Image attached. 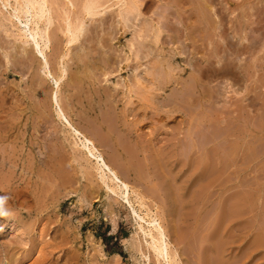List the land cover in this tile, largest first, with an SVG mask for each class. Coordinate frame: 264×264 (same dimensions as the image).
<instances>
[{
  "label": "rangeland",
  "instance_id": "1",
  "mask_svg": "<svg viewBox=\"0 0 264 264\" xmlns=\"http://www.w3.org/2000/svg\"><path fill=\"white\" fill-rule=\"evenodd\" d=\"M80 1L50 0L51 46L63 45L66 18H83ZM100 1L110 5L105 14L89 18L82 37L70 44L59 91L69 117L81 128L97 116L116 125L119 146L127 152L125 160H116L122 178L144 195L178 264H264V136L248 142L247 135V145L235 154L232 122L240 111L239 116L251 118L245 119V130L264 126V0ZM15 2L0 0V88L8 91L0 107V176L5 175L0 177V264H164L139 228L132 210H138L137 202L131 206L112 194L110 182L57 119L54 83L38 73L37 58L30 63L31 51L20 50L30 36L18 33L32 25L29 14H14ZM124 5L136 7L128 12L129 28L120 34L115 15ZM140 19L143 33L150 26L153 32L142 44L134 40L130 51ZM243 35L247 49L240 59L231 54V41L236 44ZM78 51L84 60L75 69L71 60ZM69 77L72 87L66 84Z\"/></svg>",
  "mask_w": 264,
  "mask_h": 264
},
{
  "label": "bare ground",
  "instance_id": "2",
  "mask_svg": "<svg viewBox=\"0 0 264 264\" xmlns=\"http://www.w3.org/2000/svg\"><path fill=\"white\" fill-rule=\"evenodd\" d=\"M16 2L14 3L15 5H12L13 6V9L16 11V13H14L15 15L18 16V18L20 17V14H24L27 15L29 14L30 15V22H31V28L27 30H23L18 33V36H27L26 38H28L30 36V38L32 39L33 41V44H28V41H30V38H28L29 40H26L25 38V44L21 45L20 46V50L21 52L23 53H27L28 51L32 52V57L30 59V63L33 64V61L37 58V64L35 65L36 67L39 68V71L38 73H41L42 75L46 76L47 78H49L51 80L52 83H54V89L51 91V101L54 103V109H55V113H56V116H57V119H60L61 122L63 123L64 127L67 129L65 131H68L72 137H73V141L74 143L79 144L82 149L84 150V153L90 158L93 160V163H94V169L97 170V173L99 172L100 173V176L102 178H105V180L107 179L109 182H110V185H106L108 187L109 190L112 191V194H115L117 193L116 196H119V197H122L124 198L127 203H129L131 206H132V203H133V200H135L137 202V208L138 210H136L133 206H132V210L133 212H135V214H137V217L140 219L141 223L139 221H137V223L139 222V228L142 230V234H146L148 235V241H147V244H148V247L151 249V251L153 252L152 254H154V256L156 257V259H162L163 260V263L164 264H178V259H177V253L175 250H173L170 245H169V242L167 240V236L164 232V229L160 223V221L157 219V217L155 216H152L151 214V210L147 207H145L144 205V201L142 199L143 196H141L142 194H140L141 192L138 193L139 190L137 189H134L130 186L129 183H127L122 177V174H121V169L118 168L117 165V162L116 160H119L121 161V159H126L127 158V152L124 148L120 147L119 146V138L116 134V132H114V127H111L109 126L105 120H103L101 117H95L94 115V119L93 121H91V117H90V121H89V127L86 128H81L79 126H77L76 124H74V122L72 121V119L69 117L68 115V111L66 110V106L65 104H62L59 100V91H60V85H61V82L63 80V78L66 76L67 74V68H66V62H67V59H68V54L70 53L69 52V49L70 47L73 48L70 44L71 42H74L76 40H78L79 37H82L83 35V32L85 31V28H87V20L89 18H93L94 16H101L103 13L105 14V8L107 6H110V5H106L105 7L103 6L104 3L106 2H103V1H100V0H82L80 1L81 2V11L82 12V15H83V18L81 16V18H79L76 22L74 21H70L68 18L65 19V25H64V28H63V33L66 34V38L64 40V43L62 46H59L58 45H53L51 46V35H50V30H49V26L50 24H52V21H53V17H54V14L52 13V5H51V2L50 0H15ZM72 1V0H71ZM6 2V1H5ZM4 2V3H5ZM8 2V1H7ZM116 3L119 2V0H116L115 1ZM122 2V1H121ZM133 2V1H132ZM136 2V1H135ZM11 3V2H9ZM53 3V2H52ZM120 3V2H119ZM71 4V3H70ZM107 4V3H106ZM122 4V3H121ZM9 6V5H8ZM72 6V5H71ZM136 7V5H134ZM133 6V7H134ZM118 7V6H117ZM131 6L128 7V5H124V7L120 8L117 10L116 12V19H115V23H116V26L119 28L118 30H120V34H123L127 28H129V24H128V20H131L130 19V16L128 14V12H132L134 11L133 10V7L130 8ZM10 8H11V5H10ZM139 8V7H138ZM12 9V11H13ZM107 9V8H106ZM135 9V8H134ZM137 9V8H136ZM135 9V10H136ZM10 11V13L12 12ZM141 13V12H140ZM13 14V15H14ZM53 14V16H52ZM143 15V14H142ZM141 15V16H142ZM10 16V15H9ZM23 16V15H22ZM69 16V15H68ZM114 16V17H115ZM140 15L139 14H136L134 15V21L135 20H138V17ZM15 17V16H14ZM78 17V16H77ZM210 17V16H209ZM17 18V19H18ZM24 19V18H23ZM64 19V18H63ZM71 19V18H70ZM101 17H99V19L97 18L96 20L100 21ZM22 20V19H21ZM25 20V19H24ZM102 20V19H101ZM140 19V23L137 25V28L134 29V32H133V35L132 37L129 39V49L130 51L133 49V45H134V40L137 39L138 43L139 44H142L144 40H147L150 38V34L153 32V28L150 26L148 27L149 29L147 30L146 33H143V21ZM209 20V19H208ZM212 20V19H211ZM29 21V20H28ZM93 21V20H92ZM95 21V20H94ZM133 21V20H132ZM147 21V20H145ZM23 22V21H22ZM26 22V20H25ZM89 22V21H88ZM148 22V21H147ZM200 22V21H199ZM40 23H42V25L40 26ZM101 24V22H99ZM135 23V22H133ZM137 23V22H136ZM212 23V22H211ZM21 24V23H20ZM23 24V23H22ZM29 24V23H28ZM213 24V23H212ZM252 24V23H251ZM14 25V23L12 24ZM16 25V24H15ZM147 25V24H146ZM149 25V24H148ZM202 25V24H201ZM18 27V25H16ZM86 26V27H85ZM211 26V25H210ZM15 27V28H17ZM30 27V26H29ZM132 27V26H130ZM217 27V26H216ZM20 26L18 27V31L21 30L19 29ZM51 28V27H50ZM161 28V27H160ZM250 28V27H249ZM25 29V28H24ZM156 29V28H155ZM252 29V27H251ZM16 30V29H15ZM93 30V29H92ZM117 30V31H118ZM157 30L159 31L160 29L157 28ZM200 30V29H199ZM206 30V29H204ZM10 32L11 34V30L8 29L7 32ZM158 31L156 33V35L158 34ZM203 31V30H201ZM17 32V30H16ZM249 33V32H248ZM8 34V33H7ZM17 34V33H16ZM23 34V35H22ZM82 34V35H81ZM88 34V33H87ZM97 34V33H96ZM203 34V33H202ZM29 35V36H28ZM81 35V36H80ZM112 35V34H111ZM152 35V34H151ZM14 36V35H13ZM189 36V35H188ZM232 36V35H231ZM253 36V35H252ZM53 37V36H52ZM233 37V36H232ZM57 38V37H56ZM156 38V37H155ZM23 39V41H24ZM115 39V38H114ZM202 39V38H201ZM233 39V38H232ZM248 38L246 37V35H243V36H240L239 40L237 43H239L242 47L239 46H235L236 44L233 43V41H231V45L232 47L234 46L233 49H231V54L233 53L234 56L236 57H239L240 59H243L242 58V52H244L245 50L244 49H247L245 45H243L244 43V40ZM19 40V39H18ZM22 40V38H21ZM53 40V39H52ZM101 40L100 37L98 39V41ZM200 40V39H198ZM22 41V42H23ZM80 41V40H79ZM106 41V40H105ZM205 41V40H204ZM246 41V40H245ZM16 42V41H15ZM20 42V40H19ZM61 42V41H60ZM100 42V41H99ZM248 42V41H247ZM253 43V41H251ZM31 43V42H30ZM53 43V42H52ZM102 43V42H101ZM209 43V41L207 42ZM249 43V42H248ZM246 43V44H248ZM54 44V43H53ZM80 44V43H79ZM234 44V45H233ZM254 44V43H253ZM2 45V44H1ZM74 45V44H73ZM103 45V44H102ZM136 45V44H135ZM16 46V45H15ZM28 46V47H27ZM230 46V45H229ZM80 47V45H79ZM194 47V46H193ZM249 47V46H248ZM17 48V47H15ZM81 48V47H80ZM135 48V47H134ZM140 48V47H139ZM250 48V47H249ZM84 49V48H83ZM141 49V48H140ZM144 49V48H143ZM47 50H51L50 51V55H52L51 59L47 56ZM89 50V48H88ZM97 50V49H96ZM135 50V49H134ZM77 51V50H76ZM108 51V50H107ZM129 51V50H128ZM129 51V53H130ZM147 51V49H146ZM218 51V50H217ZM247 51V50H246ZM83 52V51H82ZM140 52V51H139ZM137 50L135 52V58L138 57V53H139ZM49 53V52H48ZM72 53V52H71ZM81 52H75V55H74V59L71 60V63L73 62L75 64V69L79 67V60H84V56H83V53ZM173 53V52H172ZM215 53V52H214ZM74 54V53H73ZM145 54V53H144ZM143 54V55H144ZM175 54V53H174ZM8 55V54H7ZM6 55V57H7ZM70 55V54H69ZM127 55V54H126ZM26 56V55H25ZM36 56V57H35ZM82 56V59L81 57ZM109 56V55H108ZM128 56V55H127ZM125 56V57H127ZM144 56H147V52ZM214 56V55H213ZM211 56V57H213ZM129 57H131L129 55ZM173 57V56H172ZM209 57V59L211 58ZM236 57V58H237ZM13 58V57H12ZM116 58V57H115ZM216 58V57H215ZM238 58V59H239ZM246 58V57H245ZM128 59V57L126 58ZM125 59V60H126ZM212 59V58H211ZM237 59V60H238ZM130 60V58H129ZM50 61L55 65L52 67L50 66ZM106 61V60H104ZM108 61V60H107ZM106 61V62H107ZM118 61V60H117ZM213 61V60H211ZM223 61V60H222ZM100 61L96 62L97 65H101L102 63H99ZM231 62V61H230ZM236 62V61H235ZM8 63V62H7ZM127 63V61H126ZM204 63V62H203ZM238 63V61H237ZM94 64V63H93ZM206 64V63H205ZM211 64V63H210ZM225 64V62H224ZM199 65V64H198ZM235 65H233V63H231V68H233ZM236 66H239V65H236ZM30 67V66H29ZM28 67V68H29ZM134 67V66H133ZM35 68V67H34ZM37 68V70H38ZM226 68V67H225ZM36 69V68H35ZM103 69V68H101ZM204 69V68H203ZM234 69V68H233ZM69 71V70H68ZM107 71V70H105ZM203 71V70H202ZM214 71V70H213ZM233 71V70H231ZM257 71V70H256ZM13 73H19L20 71L16 70V69H13L12 70ZM38 73H35L36 75ZM88 73V72H86ZM97 73V72H96ZM207 73V72H206ZM104 74H106V72H104ZM141 75V74H140ZM149 75V74H148ZM203 75V74H202ZM39 76V75H38ZM72 76V75H71ZM142 76V75H141ZM209 76V75H208ZM204 77V76H203ZM37 77L34 78V76H32V81H35ZM145 78V77H143ZM142 78V79H143ZM150 78V77H149ZM138 79V78H137ZM78 80V82L80 81L81 82V78L79 79H76ZM83 80V79H82ZM107 80V79H106ZM66 84H67V87H72L74 84H73V78L69 77L67 80H66ZM148 81V80H147ZM150 81V80H149ZM148 81V82H149ZM116 82V81H115ZM85 83V82H84ZM31 84H35L34 83H31ZM118 83L116 82L115 85H117ZM121 84V83H120ZM34 86V85H33ZM144 86V85H143ZM147 86V85H146ZM153 87V86H151ZM165 87V85H164ZM121 88V87H120ZM131 86L128 88V92L132 93V90H131ZM145 88V87H144ZM36 89V88H35ZM41 89V87H40ZM119 89V88H118ZM161 89V88H160ZM44 90V89H43ZM141 90V89H140ZM145 91V89H143ZM147 90V89H146ZM18 91V90H17ZM46 91V90H45ZM38 92H41V90H38ZM44 92V91H43ZM42 92V93H43ZM107 92V91H106ZM146 92V91H145ZM148 92V91H147ZM17 93V92H16ZM123 93V92H122ZM125 93V92H124ZM10 90H9V95H10ZM19 94V93H18ZM17 94V95H18ZM39 94V93H38ZM44 94V93H43ZM8 95V91L7 90H4V89H1L0 88V107H1V104H3V99L6 98ZM14 95V94H13ZM124 95V94H123ZM47 96V95H46ZM106 96V94H105ZM114 96V95H113ZM18 97V96H17ZM16 97V98H17ZM21 97V96H20ZM10 98V97H9ZM18 100H20L21 98H17ZM142 99V98H141ZM145 99V98H144ZM147 99V98H146ZM158 99V98H156ZM10 100V99H9ZM41 100V99H39ZM93 100V99H92ZM143 100V99H142ZM148 100V99H147ZM6 101V100H4ZM255 101V100H254ZM16 102V101H15ZM14 102V103H15ZM19 102V101H18ZM21 102V100H20ZM7 103V102H6ZM12 103V102H11ZM10 103V104H11ZM43 103V102H42ZM80 103V102H79ZM27 104V102H26ZM41 104V103H40ZM114 104V103H113ZM149 104V103H148ZM13 105V104H12ZM25 105V104H23ZM28 105V104H27ZM112 105V103H111ZM6 106V105H5ZM4 107V106H3ZM10 107V106H9ZM32 107V106H31ZM44 107V105H43ZM136 107V106H135ZM258 107V106H257ZM26 108V107H25ZM29 108V107H28ZM126 108V107H125ZM131 108V107H130ZM253 108V107H252ZM22 109V108H21ZM20 109V110H21ZM129 109V108H128ZM135 109V108H134ZM241 109V108H240ZM247 109V108H246ZM259 109V108H258ZM27 110V109H26ZM130 110V109H129ZM133 110V109H132ZM242 110V109H241ZM85 113L87 114V111L89 112V107L87 109H84ZM121 111V110H120ZM23 112V111H22ZM68 112V113H67ZM122 112V111H121ZM127 112V111H126ZM247 112V111H246ZM90 113V112H89ZM235 113V112H234ZM81 114V113H80ZM84 114V113H83ZM96 114V113H95ZM236 114V113H235ZM239 114L240 111H239ZM238 116L235 115L232 122L234 124V134L237 136V139L234 141L233 143V146H234V153L237 154L240 149L242 148L241 146L243 145V143L247 145V143L249 141L253 142L254 138H260L261 135L264 136V126H258V128H253V127H250V128H247L248 130H245V126L246 125H249L247 124V121L245 120L246 118H248L246 116V118L244 117L246 114H243V117L241 116ZM248 114V113H247ZM74 115V114H73ZM112 115V114H111ZM144 115V114H143ZM3 116V115H2ZM0 116V117H2ZM8 116V115H7ZM254 116V115H253ZM84 117V116H83ZM251 117V116H250ZM41 118V117H40ZM106 118V117H105ZM13 119V118H12ZM89 120V118H87ZM248 119H251V118H248ZM59 120V121H60ZM262 120V119H261ZM107 121V120H106ZM244 121V122H243ZM251 121V120H250ZM13 122V120H12ZM88 122V121H87ZM109 122V121H108ZM242 122V123H241ZM121 123V122H120ZM123 123V122H122ZM264 123V122H262ZM41 124V123H40ZM115 124V123H114ZM117 124V123H116ZM61 125V123H60ZM261 125V124H260ZM14 126V124H13ZM63 127V128H64ZM248 127V126H247ZM33 128V127H32ZM62 128V129H63ZM252 128V129H251ZM13 130V129H12ZM3 131V130H2ZM63 132V131H62ZM133 132V131H132ZM131 132V133H132ZM148 133V132H147ZM14 134V133H13ZM23 134V132H22ZM32 134V133H31ZM134 134V133H133ZM3 135V134H2ZM2 135H0V137L4 138ZM7 135V134H6ZM5 135V136H6ZM125 135V134H124ZM247 135H250L251 139L249 138L248 142H247V139L246 136ZM122 136V135H121ZM64 137V135H63ZM126 137V136H125ZM1 138V139H2ZM10 139V138H9ZM8 139V140H9ZM122 139V138H121ZM72 140V139H71ZM110 143H109V142ZM128 141V140H127ZM246 141V142H245ZM11 142V141H10ZM15 142V141H14ZM69 142V141H68ZM71 142V141H70ZM72 143V142H71ZM110 144L111 146H109L107 148V150H109V153L105 150V146L107 144ZM9 144V143H8ZM69 144V143H68ZM122 144V143H121ZM258 144V143H257ZM21 145V144H20ZM49 145V144H48ZM52 145V144H51ZM122 146V145H121ZM6 147V146H5ZM19 147V146H18ZM17 147V148H18ZM47 147V146H46ZM214 147V145H213ZM61 148V147H60ZM71 148V146H70ZM75 148V147H74ZM174 148V147H173ZM1 149V148H0ZM3 149V148H2ZM16 149V148H15ZM73 149V147H72ZM78 149V148H76ZM17 150V149H16ZM47 150V149H46ZM80 150V148H79ZM228 150V149H227ZM13 152V150H12ZM47 152V151H46ZM244 152V151H243ZM3 153V151H2ZM2 153L0 154L1 156ZM7 153V152H6ZM11 153V152H10ZM262 153V152H261ZM71 154V153H70ZM79 154H81L79 152ZM83 154V153H82ZM259 155H261L260 153H258ZM257 154V155H258ZM8 155V154H7ZM178 155V154H177ZM241 155V154H240ZM74 156V155H73ZM5 157V156H4ZM75 157V156H74ZM249 157V156H248ZM258 157V156H257ZM17 158H19L17 156ZM23 158V157H22ZM6 160L8 158H5ZM50 159V158H49ZM88 159V158H86ZM89 159V160H90ZM3 160V158H2ZM9 160V159H8ZM7 160V161H8ZM12 160V159H10ZM54 160V159H53ZM83 160V159H82ZM91 160V161H92ZM88 161V160H87ZM128 161V159H127ZM12 162V161H11ZM15 162V161H14ZM12 162V163H14ZM22 162V161H21ZM1 163V162H0ZM21 164V163H20ZM81 164V163H80ZM122 164V163H120ZM1 165V164H0ZM92 165V164H90ZM136 165V164H134ZM4 166V164H3ZM2 166V167H3ZM9 166V165H8ZM20 166V165H19ZM53 166V165H52ZM124 166V165H123ZM126 166H128L126 164ZM49 167V166H48ZM56 167V166H55ZM31 168V167H30ZM58 168V167H57ZM128 169H130V166L126 167ZM198 168V167H197ZM196 168V169H197ZM205 168L202 167V166H199L198 169L200 170H203ZM237 168V167H236ZM9 169H12V168H9ZM55 169V168H54ZM5 170V169H4ZM95 170V171H96ZM234 170V168H233ZM239 172V169L237 170ZM2 172V171H1ZM5 172V171H4ZM62 172V171H61ZM237 172V173H238ZM6 173V172H5ZM201 174V172H199ZM203 173V172H202ZM235 173V172H234ZM2 174V173H1ZM211 174V173H210ZM236 174V173H235ZM4 175V174H3ZM2 175V179L3 177L5 178V175L3 176ZM10 175V174H9ZM59 175V174H58ZM8 176V175H7ZM69 176V175H68ZM67 176V177H68ZM96 176V175H95ZM0 178V179H1ZM12 179V178H11ZM9 180V178H8ZM101 180V179H100ZM14 181V180H13ZM6 182V180L4 181ZM26 182V181H25ZM67 182V181H66ZM108 182V183H109ZM16 183V182H15ZM65 183V182H64ZM5 184H8V182H6ZM24 184V183H23ZM13 185V184H12ZM11 185V189L13 190V186ZM17 185V184H16ZM25 185V184H24ZM3 186V185H2ZM6 186V185H5ZM4 186V188H5ZM7 187V186H6ZM20 187V185H19ZM2 188V187H1ZM25 188V187H24ZM39 188V187H38ZM3 189V188H2ZM15 189V188H14ZM17 189V188H16ZM107 189V190H108ZM6 190V188H5ZM25 190V189H24ZM23 190V191H24ZM18 191V190H16ZM27 191V190H26ZM3 192V191H2ZM5 192V191H4ZM20 192V190H19ZM18 192V194H19ZM109 192V191H108ZM114 192V193H113ZM21 193V192H20ZM24 192H22L23 194ZM29 193V192H28ZM252 193V192H251ZM250 193V194H251ZM26 194V193H24ZM24 194L21 195L23 198H26V196L24 197ZM130 194H132L133 198L130 199ZM14 196V195H13ZM16 196V195H15ZM14 196V198H15ZM21 197V199H23ZM240 197V196H239ZM20 198V197H19ZM11 199V198H10ZM19 199L20 202H22L23 200ZM246 199V198H245ZM18 200V198H17ZM28 201V199H27ZM30 201V200H29ZM11 202V201H10ZM135 202V203H136ZM146 203V202H145ZM260 203V202H259ZM18 205V204H17ZM21 205V204H20ZM27 205V204H26ZM24 204V206H26ZM35 205V204H34ZM23 206V207H24ZM142 207H145L144 211H142ZM134 214V213H133ZM155 214V213H154ZM201 220V219H200ZM261 221V220H260ZM144 222L146 223V225L144 226ZM219 222V221H218ZM257 223V222H256ZM235 226V225H234ZM250 226V225H249ZM237 227V226H236ZM240 227V226H239ZM264 230V229H262ZM260 232H256V234L258 235ZM260 235V234H259ZM147 237V236H146ZM228 237V236H227ZM224 239V238H223ZM255 244L259 247V246H262V242H261V237L259 236L258 239H255ZM145 243V242H144ZM133 244V242L131 243ZM138 246V244H136ZM133 246V245H132ZM247 246V245H246ZM136 248V246L134 247ZM133 248V249H134ZM142 249V248H141ZM136 250V249H135ZM138 250V249H137ZM150 252V251H149ZM143 254V253H142ZM242 255V254H241ZM147 258V257H146ZM243 263L246 262V260H243L242 261ZM162 264V263H161ZM241 264V263H240Z\"/></svg>",
  "mask_w": 264,
  "mask_h": 264
},
{
  "label": "clouds",
  "instance_id": "3",
  "mask_svg": "<svg viewBox=\"0 0 264 264\" xmlns=\"http://www.w3.org/2000/svg\"><path fill=\"white\" fill-rule=\"evenodd\" d=\"M3 199H4V198H0V202H2Z\"/></svg>",
  "mask_w": 264,
  "mask_h": 264
}]
</instances>
